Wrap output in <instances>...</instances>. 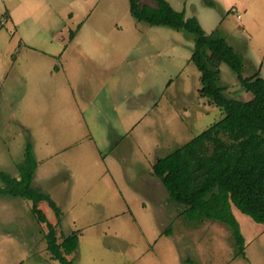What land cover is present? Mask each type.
<instances>
[{"label": "rangeland", "instance_id": "obj_1", "mask_svg": "<svg viewBox=\"0 0 264 264\" xmlns=\"http://www.w3.org/2000/svg\"><path fill=\"white\" fill-rule=\"evenodd\" d=\"M168 1L264 77V0ZM194 46L129 0H0V169L18 176L32 143L33 184L60 210L41 207L79 235L74 264H264V224L233 206L240 253L228 224L190 219L153 170L224 114L200 93ZM219 85L254 97L226 63ZM31 207L0 194V264H60Z\"/></svg>", "mask_w": 264, "mask_h": 264}, {"label": "trees", "instance_id": "obj_2", "mask_svg": "<svg viewBox=\"0 0 264 264\" xmlns=\"http://www.w3.org/2000/svg\"><path fill=\"white\" fill-rule=\"evenodd\" d=\"M129 1L130 11L138 21L195 36L191 61L201 72L200 93L224 113L185 145L159 158L153 170L170 196L185 206L184 214L192 220L215 219L228 224L239 252L244 253L245 237L233 206L264 224V77L259 73L245 77L244 60L235 47L224 36L208 34L197 17L187 18L185 11L176 10L168 0ZM74 36L73 33L71 38ZM221 63L237 73L240 85L254 94L251 100L226 95L219 85ZM25 155L24 162L17 166L18 176L0 169L4 181L0 194L31 200L33 215L46 227L51 258L60 264H74L79 235L60 232L58 225L49 220L42 202L47 201L57 213L60 209L51 195L33 184L37 160L31 142Z\"/></svg>", "mask_w": 264, "mask_h": 264}, {"label": "crops", "instance_id": "obj_3", "mask_svg": "<svg viewBox=\"0 0 264 264\" xmlns=\"http://www.w3.org/2000/svg\"><path fill=\"white\" fill-rule=\"evenodd\" d=\"M74 37H75V36H74ZM74 37H73V38H74Z\"/></svg>", "mask_w": 264, "mask_h": 264}]
</instances>
